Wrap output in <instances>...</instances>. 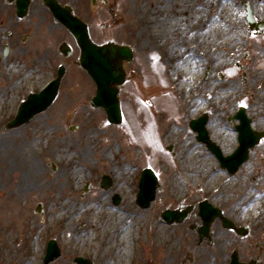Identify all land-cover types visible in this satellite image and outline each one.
<instances>
[{
    "label": "rangeland",
    "instance_id": "rangeland-1",
    "mask_svg": "<svg viewBox=\"0 0 264 264\" xmlns=\"http://www.w3.org/2000/svg\"><path fill=\"white\" fill-rule=\"evenodd\" d=\"M61 1L75 6L77 12L89 21L92 36L98 41L106 35L123 39L133 46L137 38L148 36L151 30L155 34L164 31L154 22H134V5L140 9L147 8L148 5L142 4L147 0H110L118 22H111L109 10L92 5L91 0ZM37 7L36 3L32 5L31 13L24 22H10L13 8L7 0H0L1 264L22 263L21 260L28 256V246L34 242L43 247L38 261V264H43L47 242L51 238L58 239L63 251L62 257L51 264H76L73 259L78 255L92 258L93 264H102L100 257L106 247L104 243L108 242V236L103 235L106 230L103 224L105 217L107 213L113 212L119 218L128 210L126 204L130 200V209L135 212L138 221L123 217V223L120 224H123L122 230L126 235H131L132 248L121 250L117 258L133 255L130 264H162L164 259L166 264H203L202 256L205 254L203 248L194 243L192 230L179 224L167 225L159 217L165 208L176 207L196 197L194 191H187L183 180L211 178L213 165L207 156L209 152L202 147L206 152L198 159L203 160L202 164L199 165L198 161L199 167L187 166L183 160L188 154L185 152L186 139L177 147V156H170L167 152L166 136L170 127H181L186 116L184 106L178 100L185 76L177 68L167 70L159 51L146 45L147 49L140 48L135 60L127 65L129 80L121 88L124 112L121 125L108 123L104 110L90 105L96 85L75 62L79 54L76 50L74 56L64 60L67 72L54 104L29 123L12 130L6 129L7 122L15 116L21 100L30 91L42 88L56 74L61 61L55 53L57 41L65 38L70 40L65 28L50 22L53 18L49 14L46 22H32V13ZM138 8L135 12L141 14ZM232 14L226 11L228 18ZM188 18L196 19L194 14ZM219 25L220 44L217 51L224 57L233 55L229 33L236 30L238 35L245 24L220 22ZM7 30H19L24 34L35 32L44 42V52L50 49L53 64L44 60L42 70L36 72V69L19 82L9 77L7 58L3 59ZM139 34L142 36L139 37ZM261 60L248 70L254 74L252 78L256 82L264 79V53ZM221 70L227 74L226 83L230 93H237L240 84L236 66L228 64ZM6 80L7 91L2 89ZM253 84H248L251 86L249 92L257 95L260 88ZM84 86L86 96L82 97L85 99L82 101L77 98V94ZM150 100L152 102L148 103ZM221 100L218 99L217 103ZM248 100L255 101L256 96ZM76 124L78 128L72 130L71 126ZM67 161L71 163L67 164ZM52 166H56V169ZM147 166L157 171L162 186L150 208L143 209L133 200L139 190L141 172ZM104 173L111 174L115 180L114 186L106 191L99 188ZM86 182L92 183L93 190L83 195ZM113 192H119L123 197L118 206L112 202ZM40 202L43 203V215L35 211ZM101 211L106 212L105 217L100 214ZM154 224L167 229L162 244L159 238L155 241Z\"/></svg>",
    "mask_w": 264,
    "mask_h": 264
},
{
    "label": "flooded vegetation",
    "instance_id": "flooded-vegetation-1",
    "mask_svg": "<svg viewBox=\"0 0 264 264\" xmlns=\"http://www.w3.org/2000/svg\"><path fill=\"white\" fill-rule=\"evenodd\" d=\"M9 4L14 7L10 22H24L25 19H19L16 15V3ZM36 4L38 7L33 11L31 21L46 22L50 8L45 0H37ZM142 4L149 7L140 9L138 5H134V22H154L164 31L160 30L155 34L151 30L148 36L139 34L143 38L134 41L136 51H141L140 48L147 49L148 45L150 49L159 51L167 70L177 68L185 76L180 96L185 101L183 106L186 116L181 127H170L166 146L174 145L172 155L175 157L178 154L177 147L186 139L185 152L188 154L183 160L187 166L199 167L198 161L201 165L203 160L198 159L206 154L205 149L213 162L211 178L183 180L187 191H194L196 197L179 206L183 211L187 205H193L179 225L194 233V243L202 247L205 254L202 256L203 264H264V79L256 82L252 78L254 74L248 71L255 63L262 61L264 30H252L248 24L251 20L247 18L249 7L257 22L264 19V0H147ZM100 5L108 7L105 1L100 2ZM109 8L113 13V20H116L114 7L110 5ZM137 8L141 14L135 12ZM203 10L207 13L209 11L207 22H202ZM226 11L233 12L231 18H227ZM193 14L196 19H189L188 16ZM220 22L245 24L238 35L236 30L229 33L230 46L234 50L233 55L227 57L217 51L220 44ZM34 33L7 30V75L16 78L18 82L36 69V72L42 70L44 60L53 64L50 49L45 53L43 40ZM69 36L70 42L76 43L71 33ZM112 40V37L105 35L100 43ZM118 41L124 42L121 39ZM63 42L67 40H59L58 46ZM5 44L6 42L4 48ZM55 53L61 59L65 58L59 48ZM236 57L239 59H235ZM75 62L78 63V59ZM228 64L235 65L239 71L240 87L237 93H230V87L226 83L227 75L221 70ZM252 82L260 88L257 95L249 92ZM85 96L84 86L77 98L84 101L82 97ZM255 96L258 104L255 103L256 100H248ZM220 98L222 100L217 103ZM206 111L209 114V135L225 155L242 148V140L249 142L253 139L254 134L248 132L246 115L251 119L252 127L263 133L260 142L250 149L248 158L235 172L223 166L228 160L213 152L201 139V133L190 126L193 118ZM158 123L162 124L161 121ZM240 157L238 155L233 161ZM208 206L211 210H207Z\"/></svg>",
    "mask_w": 264,
    "mask_h": 264
},
{
    "label": "water",
    "instance_id": "water-1",
    "mask_svg": "<svg viewBox=\"0 0 264 264\" xmlns=\"http://www.w3.org/2000/svg\"><path fill=\"white\" fill-rule=\"evenodd\" d=\"M31 0H23L22 6L19 9L21 15L27 13V8ZM58 12L61 9L54 7ZM69 12L70 9H66ZM65 22L71 30L76 34L83 48V66L89 71L98 84V94L93 99L94 105H102L108 112L109 118L112 121L119 122L122 119L120 102L117 96L118 89L113 87L114 83H122L125 79V72L121 60L114 62V54L120 53L128 59L132 58V52L127 47L112 45L109 47H101L93 43L89 37L88 28L83 22L69 21ZM63 72L60 73L59 79ZM59 88V80H56L52 86L40 94H34L29 97L19 110L17 117L12 120L7 129H11L28 122L35 114L45 110L55 99ZM109 176L104 177V181L109 180ZM151 169L144 172L142 191L139 195L140 204L144 207L150 205L155 197V179ZM109 184V183H108ZM109 186V185H105ZM120 199H116L118 202ZM42 204H39L38 209L41 210ZM177 213L174 211H166L164 215L174 216ZM182 217L179 221H181ZM61 256V250L56 241H51L48 247V253L45 258V264H49ZM78 264H91L92 261L77 257Z\"/></svg>",
    "mask_w": 264,
    "mask_h": 264
},
{
    "label": "bare ground",
    "instance_id": "bare-ground-1",
    "mask_svg": "<svg viewBox=\"0 0 264 264\" xmlns=\"http://www.w3.org/2000/svg\"><path fill=\"white\" fill-rule=\"evenodd\" d=\"M203 18H205V14H203ZM3 87L4 88L2 89H5L7 91V80L5 81V85H3ZM4 93L6 92L4 91ZM181 103L185 105V101L183 99H181ZM190 161L192 162L193 160L191 159ZM68 163H71V162L67 161V164ZM72 164L75 165V162L72 161ZM193 164L189 163V165H193ZM131 206H132V202L130 200L126 204V207L128 208V210L123 215L119 214L120 215L119 218L117 216L118 214H115L113 212L107 213V216H106L105 211L100 212L102 216L104 217L106 216L105 221L103 222V224L106 226L105 227L106 230L104 231L103 235L105 237L106 235L108 236V242L104 243L106 247H105L104 252H102V255H101L102 258L100 257L102 264H130L131 261L133 260V255L126 256L125 258L123 257L117 258L121 250L123 249L129 250L132 248L131 247L133 243L132 237L130 234H129V237L126 235L127 233L122 230L123 224H120V222L123 223L122 221L123 217L133 220L135 222L138 221V217L135 215V212H132L130 209ZM152 229L154 230L155 235H156L155 241H156V238H159V242H161L162 244V242H164L166 238L167 229H165V227L161 225H158V227H156L155 224L153 225ZM5 243H6L5 241L2 242L3 245H5ZM42 249H43L42 245L38 242H34L30 244L27 248L28 256L23 258L21 260L22 263H19V264H38L39 258L42 253ZM113 259H114V262H111ZM0 260L2 261V259ZM1 261H0V264H1ZM162 264H166V259L162 261Z\"/></svg>",
    "mask_w": 264,
    "mask_h": 264
}]
</instances>
